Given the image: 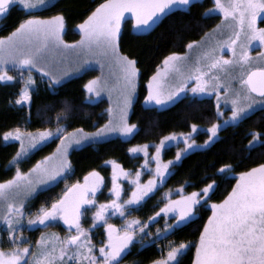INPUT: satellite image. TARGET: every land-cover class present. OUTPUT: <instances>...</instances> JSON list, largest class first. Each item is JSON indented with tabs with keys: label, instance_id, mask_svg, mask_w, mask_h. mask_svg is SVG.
I'll use <instances>...</instances> for the list:
<instances>
[{
	"label": "snow or ice",
	"instance_id": "6c2138e0",
	"mask_svg": "<svg viewBox=\"0 0 264 264\" xmlns=\"http://www.w3.org/2000/svg\"><path fill=\"white\" fill-rule=\"evenodd\" d=\"M199 0H103L77 25L80 39L72 43L63 40L66 16L63 9L54 15H37L38 11L56 8V0H0V20L6 19L13 10L22 13L18 24L7 36H0V82L19 79L21 87L15 100L17 105L30 106L32 93L37 81L33 72L40 74V80L47 79L52 90L60 84L68 72L53 71V60L49 53L61 51V58L67 54L84 57L75 71L87 70L93 57L100 60L101 75L89 79L83 88L86 99L109 93L118 88L119 99L114 109L109 104L108 120L88 132L82 127L67 131L62 120H66L72 106L65 103L56 115L54 128L46 127L35 132H22L20 128L3 133V141H19V148L5 168L15 165L11 178L0 181V224L6 225L8 248L0 247V264H120L134 244L141 248L151 246L162 236L197 218L199 208L210 207L208 216L198 240L192 264H264V163L233 174L232 163H223L217 169L220 175L228 174L235 179L231 191L219 202H212L210 196L217 186L210 180L203 187L185 193V185L178 189L180 195L171 199L172 189L164 193L166 203L147 220L139 217L128 218V213L140 207L155 194L172 173L182 157L194 150L216 141L219 131L246 119L257 109L264 110V66H253V60H264V0H213L212 7L205 8L207 15L220 14L222 20L215 28L205 32L199 41L191 40L185 47L197 50L191 60L189 52H171L164 56L163 68L158 64L156 71L147 80V93L143 104L148 108L161 109L170 105L182 94L191 97L216 98V122L206 129L208 135L203 145H197L191 136L200 130L192 124L189 133H170L161 137L155 145L156 151L149 153L148 143L135 145L129 153H144V160L133 176L115 160L111 164V187L108 195L112 198L98 202L96 197L105 186V177L96 168L79 179L68 183L65 179L73 172L70 154L72 150L85 145H95L102 140L117 136L129 137L137 129L136 123L129 122V111L137 98V82L140 69L138 61L121 52L122 21L130 19L136 33H143L176 11H189ZM127 14V16H126ZM259 20V23H258ZM259 42L262 51L254 58L249 47ZM239 49V51H238ZM224 50L231 53L225 56ZM105 64L110 72L104 73ZM239 74L234 75L236 69ZM15 70L17 75H10ZM27 72V76H25ZM112 76L115 85L110 86ZM170 77L175 82L168 84ZM221 102L230 105V115L225 117ZM30 113L28 119H30ZM249 148L264 147V131L251 130ZM59 137L55 152L37 160L27 171L20 167V161L28 159L31 153L49 139ZM183 139L184 148H178L174 159H161V150L172 141ZM155 167L152 168V163ZM152 173L148 180L141 182L143 172ZM128 181L131 192L124 199L121 178ZM65 180L64 190L50 203L45 201L36 210L30 211V201L40 191H45L60 180ZM91 224L85 228L83 219L90 209ZM164 216L163 228L150 232L151 224ZM119 216L121 226L109 223ZM172 216L175 219L169 223ZM27 217V218H26ZM62 221L67 233L41 232L33 244L24 235V230L36 227L48 228ZM103 225L104 238L97 245L90 234L94 228ZM191 242L168 241L161 248L159 258L149 264H180V257ZM139 264V262H137Z\"/></svg>",
	"mask_w": 264,
	"mask_h": 264
},
{
	"label": "trees",
	"instance_id": "16d2710c",
	"mask_svg": "<svg viewBox=\"0 0 264 264\" xmlns=\"http://www.w3.org/2000/svg\"><path fill=\"white\" fill-rule=\"evenodd\" d=\"M103 0H57L56 8L47 11H38L37 15H54L56 11L63 9L66 16V28L64 40L74 42L79 38V34L73 30L95 7ZM212 0H199L192 4L189 11H176L165 17L162 22L155 25L146 33H134L130 29L129 23L123 27L121 36V52L130 55L138 61L137 67L140 69L137 98L131 109L129 116L130 123L138 125L135 134L128 140L111 139L95 145L89 144L70 154L73 165V172L65 179L72 183L79 179L83 181L84 175L91 169L96 168L105 177L104 190L109 188L110 168L104 165L106 160H115L122 167L130 171H136L142 162L140 157H131L128 149L133 145L158 142L161 137L170 133H186L192 124L208 127L216 121L214 104L211 99H189L181 98L170 107L158 110L142 105V99L146 95V82L156 71V66L161 64L164 56L171 52L183 53L186 51L185 45L191 40H199L220 22L219 15H207L205 8L212 7ZM22 13L13 10L10 15L0 22V36H7L18 24ZM9 74L17 75L15 70H10ZM27 72H25V75ZM98 75V71L89 70L64 83L57 85L54 90L48 87V81L40 80L39 75L33 74L37 81V86L32 93L30 106H16L13 104L19 93L21 82L19 79L11 83H0V181L11 178L15 172V166H8V161L15 155L17 145L6 144L3 141V133L20 128L23 131H36L46 127L54 128L56 125V115L60 112L65 103L72 106V112L66 120L61 123L66 125L67 131L82 127L84 130H92L104 124L106 116L107 102L99 100L91 103L86 100V92L83 85L91 78ZM31 118L28 119V116ZM251 130L264 131V110H256L246 119L235 125L222 128L219 138L208 148L200 151H193L182 157L172 169V173L167 177L163 185L158 188L155 194L143 204L139 210L133 209L128 213V218L139 217L147 220L154 212H157L164 200L163 190L185 185V193L196 188L203 187L210 180H216L217 186L210 196L212 202H219L235 184V179L228 174L220 175L217 169L223 163H232L233 174L264 163V147L254 146L249 148L248 141L252 138L247 133ZM206 133L196 135L198 142L204 141ZM261 139H264L262 137ZM56 140L37 149L28 159L20 161V167L27 171L37 160H41L55 145ZM174 148L166 151V156L174 155ZM65 180L59 181L56 185L36 194L30 201V211H35L41 203L58 198L63 192ZM127 192L125 193V195ZM98 202L108 199L107 194L102 193L97 198ZM90 209L83 219V226L87 228L91 224ZM211 215V209L201 206L197 218L175 230L172 234L163 236L151 246L141 248L139 244H134L130 251L121 259L120 264H149L152 259L159 258L161 248L166 246L168 241L191 242L187 251L180 257V264H192L194 256L195 241L199 238V233ZM164 217H159L150 228V232H155L157 227L162 228ZM118 226L122 225V219L116 218ZM48 229L64 235L66 232L56 227ZM47 230V229H46ZM31 232L24 230V234L31 241H35L41 232ZM93 242L97 245L98 239L103 237L101 227L95 228L90 233Z\"/></svg>",
	"mask_w": 264,
	"mask_h": 264
},
{
	"label": "rangeland",
	"instance_id": "374dc122",
	"mask_svg": "<svg viewBox=\"0 0 264 264\" xmlns=\"http://www.w3.org/2000/svg\"><path fill=\"white\" fill-rule=\"evenodd\" d=\"M57 1V0H56ZM212 3H213V0H212ZM213 15H219L220 16V22H221V20H222V16L220 15V14H218V13H216V14H213ZM126 16H127V14H126ZM2 20H0V22H1ZM219 22V23H220ZM126 23H129V26H130V29L132 30V32H134V33H136L134 30H133V28H132V21L130 20V19H126V20H124V21H122V31H123V27H124V25L126 24ZM258 23H259V20H258ZM260 26H264V24H261ZM154 27V26H153ZM215 28V27H214ZM152 29V28H151ZM213 29V28H212ZM211 29V30H212ZM73 30L74 31H76L78 34H79V31L75 28V26H74V28H73ZM211 30H209V31H211ZM149 31V30H148ZM148 31H146V32H148ZM208 31V32H209ZM146 32H143V33H146ZM64 34H65V30H64V32H63V34H62V36H63V40H64ZM142 34V33H141ZM80 39V34H79V38L77 39V40H79ZM76 40V41H77ZM200 40V39H199ZM199 40H197V41H199ZM65 41V40H64ZM68 43H72V42H68ZM238 51H239V49H238ZM249 51H250V53H251V55L255 58L256 57V54L257 53H259V52H261L262 51V49H261V47L259 46V42L258 41H254L253 42V44L249 47ZM185 52H189V55H190V58H191V60H193L194 61V59H195V57H196V54H197V50L196 49H193V50H188V49H186V51ZM185 52H183V53H185ZM223 54L225 55V56H231V53H229V52H227V50H224V52H223ZM49 55V54H48ZM49 58L50 59H52L53 60V71H56L57 73H60V72H65V71H67L68 72V75L67 76H64V77H62V79H61V82H60V84H62V83H64L65 81H67V80H69V79H71V78H74V77H76V76H78V75H80V74H83L84 72H87V71H89V70H96V71H98V75L97 76H99V75H101V72H102V70H101V67H100V60L98 59V58H96V57H93L92 59H91V61H90V63L87 65V70H84V71H79V72H77V71H75V68H76V66H77V64L82 60V59H84V57H76V56H74V55H71V54H67V59H62L61 58V51H56V52H52V55L50 56L49 55ZM160 66H161V68H163V64H162V62H161V64H160ZM253 66H257V67H259V66H264V60H253ZM103 71H104V73H109L110 72V69H109V66L107 65V64H105V67H104V69H103ZM239 69L237 68L236 70H235V72L233 73L234 75H238L239 74ZM33 74H37V75H39L40 76V74L38 73V72H33ZM11 75V74H10ZM25 76H27V74L25 75ZM47 80V79H46ZM12 81H5V82H0V83H2V84H7V83H11ZM168 84H172V83H174L175 82V78L174 77H170L169 79H168ZM115 83H116V79H115V76H112V78H111V81H110V86L111 85H115ZM138 83H139V77H138V82H137V91H138ZM60 84H58V85H60ZM37 86V85H36ZM35 86V87H36ZM86 92V91H85ZM146 93H147V83H146ZM19 94V93H18ZM18 96V95H17ZM86 96H87V93H86ZM189 98V99H193L192 97H191V94L190 93H188V94H182L181 96H179L177 99H176V101L175 102H177L178 100H180L181 98ZM204 98H207V99H211L212 100V102H213V104H214V111H216V98H215V96H211V97H204ZM118 99H119V90H118V88H115L112 92H111V101L109 100V93L107 92V91H105V92H103L100 96H98V97H93L91 100H87L88 102H91V103H94V102H97V101H99V100H105L106 102H107V108H106V116H107V118H106V120H105V122L108 120V112H107V109H108V107H109V104L111 103L112 104V106H113V108L115 109L116 107H117V102H118ZM197 99H202V98H197ZM16 100V99H15ZM15 100H14V102H13V104L14 105H16V106H24V105H17L16 103H15ZM174 102V103H175ZM174 103H172V104H170V105H165L163 108H161V109H164V108H167V107H170L171 105H173ZM142 105L144 106V107H147L146 105H144L143 104V99H142ZM221 107H222V111H224V116L225 117H227V116H229L230 115V112H231V107H230V105H228L227 107H225V105H224V103L223 102H221ZM132 109V108H131ZM131 109H130V111H129V116H130V113H131ZM156 109V108H155ZM161 109H159V110H161ZM258 110V109H257ZM256 111V110H255ZM253 113V112H252ZM216 120H217V118H216ZM104 122V123H105ZM130 122V121H129ZM216 122V121H215ZM209 127V126H208ZM208 127H202V126H200V130L198 131V132H196V133H194L192 136H191V139L192 140H194L195 142H196V144L197 145H203V142L207 139V137L204 139V141H202V142H198L197 140H196V135L197 134H199V133H206L207 135H208V133H207V131H206V129L208 128ZM227 127V126H226ZM223 128H225V127H223ZM96 129V128H95ZM95 129H92V130H85V131H88V132H93V131H95ZM137 130V129H136ZM136 130L134 131V133L131 135V136H129V137H120L119 135H117V136H110V137H108V138H106V139H104V140H102L101 142H104V141H108V140H111V139H115V138H118V139H122V140H128V139H130L134 134H135V132H136ZM22 132H26V131H23V130H21ZM72 131V130H71ZM192 131V129L190 128V130L188 131V132H186V133H189V132H191ZM31 132H35V131H31ZM70 132V131H69ZM220 132V131H219ZM179 133H183V132H179ZM168 135V134H167ZM166 136V135H165ZM218 138H219V135H218ZM217 138V139H218ZM216 139V140H217ZM252 139V138H251ZM53 140H56V142H55V145H54V147L52 148V150H50L48 153H46V156L47 155H50V154H52L53 152H55V150H56V146H57V144L60 142L59 141V137H56V138H52V139H49L46 143H44L43 145H41L38 149H40L41 147H43V146H45V145H47V144H49V143H51ZM4 143H6V144H10V143H14V144H16L17 145V150H18V148H19V141H9V142H4ZM160 143V140L158 141V142H155V143H148V144H150L151 146L149 147V149H148V151H149V153L151 154V153H154L155 151H156V148H155V145L156 144H159ZM214 143V142H213ZM212 143H210L209 145H207V146H204V147H201V148H199V149H194V150H192V151H190V152H188V153H191V152H193V151H200V150H204V149H206V148H208L210 145H211ZM89 145V144H88ZM141 145V144H140ZM86 146V145H85ZM133 146H135V145H133ZM84 147V146H83ZM132 147V146H131ZM249 147V146H248ZM82 148V147H81ZM171 148H174V155L173 156H170V157H168V156H166V151L167 150H169V149H171ZM178 148H180V149H183L184 148V144H183V139H181L180 140V142L179 143H177V142H175V141H172V142H170L169 143V146H167V147H165V148H163L162 150H161V159L162 160H164V161H167V160H170V159H174L175 158V155H176V151H177V149ZM78 149H80V148H78ZM37 150V149H36ZM36 150H34L32 153H34ZM75 150H77V149H75ZM75 150H72L71 151V153L73 152V151H75ZM31 153V154H32ZM129 153V152H128ZM188 153H186L185 155H187ZM129 155L131 156V157H140V158H142V162H143V160H144V153L143 152H140V153H129ZM184 155V156H185ZM183 156V157H184ZM70 158V157H69ZM117 162V161H116ZM141 162V163H142ZM118 163V162H117ZM118 164H120V163H118ZM105 165V164H104ZM121 165V164H120ZM141 165V164H140ZM9 166H15V165H9ZM105 166H107V167H109L110 168V176H109V178H110V180H109V188L111 187V172H112V166H111V164H107V165H105ZM140 167V166H139ZM138 167V168H139ZM151 167L152 168H154L155 167V162H153L152 163V165H151ZM124 168V167H123ZM125 169V168H124ZM126 170H128V169H126ZM132 172V174H133V176L135 175V171H131ZM152 173H150V172H147V171H145V172H143V174H142V176H141V182L143 183V182H145V181H147L148 180V178H149V176L151 175ZM63 180V179H62ZM56 185V184H55ZM121 185H122V187L124 188V193H123V196H124V199H127V196H128V194H130V192H131V187L128 185V181H127V179H125V178H121ZM52 187V186H51ZM179 187L180 186H178V187H173V188H171L172 190H174L173 191V193H172V195L170 196V198L171 199H176L179 195H180V192L178 191V189H179ZM50 188V187H49ZM160 188V187H159ZM169 189H167V190H163V192H162V199L164 200V203H166L167 202V200L164 198V193H166L167 191H168ZM157 191V190H156ZM155 191V192H156ZM41 192V191H40ZM101 192L102 193H105V194H107V196H108V199H111L112 197L110 196V195H108V190H104V189H102L101 190ZM127 192V194L125 195V193ZM39 193V192H38ZM37 193V194H38ZM36 195V194H35ZM34 195V196H35ZM163 203V204H164ZM163 204H162V206H163ZM161 206V207H162ZM160 207V208H161ZM3 210H5L4 209V205L3 204H0V212H2ZM159 211V210H158ZM160 217H164L163 215H161ZM27 218V217H26ZM116 218H118V219H121L119 216H116V217H112V218H110L109 219V223H113V224H116L117 226H118V224H117V222L115 221V219ZM158 219V218H157ZM156 219V220H157ZM175 219V216H172L171 217V219L169 220V223H171V221L172 220H174ZM122 222L124 223V221L122 220ZM122 223V224H123ZM153 224V223H152ZM151 224V225H152ZM119 226H121V225H119ZM100 227H101V229H102V232H103V237L102 238H99L98 239V244H97V252H98V247H99V243L101 242V240L104 238V229H103V225H100ZM6 228V225H3V224H0V247H4V248H8V247H10V245L6 242L7 241V233H6V231H4V229ZM163 228V227H162ZM65 232L67 233V228H66V226H65ZM95 229V228H94ZM43 232H55L54 230H47V231H43ZM59 233V232H58ZM65 233V234H66ZM64 234V235H65ZM25 235V234H24ZM60 235H61V233H60ZM40 236V235H39ZM39 236H38V238H39ZM61 236H63V235H61ZM163 237V236H162ZM32 243L34 244L35 243V241H32ZM187 251V249H185V251H184V253ZM194 254H195V250H194ZM123 264H125V263H123Z\"/></svg>",
	"mask_w": 264,
	"mask_h": 264
},
{
	"label": "flooded vegetation",
	"instance_id": "af4514ba",
	"mask_svg": "<svg viewBox=\"0 0 264 264\" xmlns=\"http://www.w3.org/2000/svg\"><path fill=\"white\" fill-rule=\"evenodd\" d=\"M83 182V181H82ZM100 194H102V192H100V193H98V195H97V197H96V199L99 197V195ZM98 200V199H97ZM94 209V208H93ZM95 210V209H94ZM158 220V219H157ZM156 220V221H157ZM153 225V224H152ZM151 225V226H152ZM56 226H58L59 228H61V229H63L64 231L66 230L65 229V226H63V222L62 221H60V222H58V223H56V224H52V225H49V227H56ZM48 227V228H49ZM48 228H43V227H36L34 230H30L31 232H38L39 230H44V231H47V230H50V229H48ZM151 228V227H150ZM47 229V230H46ZM150 230V229H149ZM125 256V255H124ZM123 256V257H124Z\"/></svg>",
	"mask_w": 264,
	"mask_h": 264
},
{
	"label": "crops",
	"instance_id": "0c3cea01",
	"mask_svg": "<svg viewBox=\"0 0 264 264\" xmlns=\"http://www.w3.org/2000/svg\"><path fill=\"white\" fill-rule=\"evenodd\" d=\"M49 55L51 56V55H52V53H49Z\"/></svg>",
	"mask_w": 264,
	"mask_h": 264
}]
</instances>
